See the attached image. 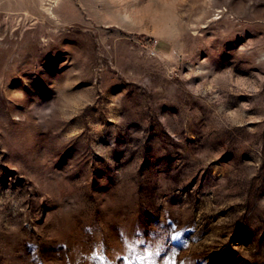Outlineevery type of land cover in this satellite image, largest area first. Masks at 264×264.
<instances>
[{
    "label": "rangeland",
    "instance_id": "obj_1",
    "mask_svg": "<svg viewBox=\"0 0 264 264\" xmlns=\"http://www.w3.org/2000/svg\"><path fill=\"white\" fill-rule=\"evenodd\" d=\"M0 264H264V0H0Z\"/></svg>",
    "mask_w": 264,
    "mask_h": 264
}]
</instances>
